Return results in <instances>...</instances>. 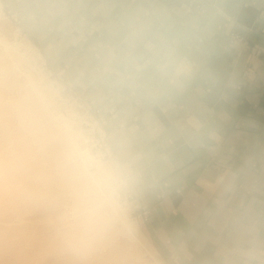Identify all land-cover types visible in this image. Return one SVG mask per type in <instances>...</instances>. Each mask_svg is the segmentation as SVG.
I'll list each match as a JSON object with an SVG mask.
<instances>
[{"label": "crops", "instance_id": "0c3cea01", "mask_svg": "<svg viewBox=\"0 0 264 264\" xmlns=\"http://www.w3.org/2000/svg\"><path fill=\"white\" fill-rule=\"evenodd\" d=\"M2 1L20 15L37 3L70 6L45 27L22 15L17 27L64 86L112 114L109 158L128 162L140 175L131 206L136 213L149 210L137 220L145 240L171 264H219L220 250L231 242L227 210L250 198L242 184L222 211L221 182L252 156L264 181V0H205L207 27L202 17L182 11L186 0ZM134 9L146 19L156 10L167 13L152 23L175 36L190 65L183 91L148 75L137 87L112 86L111 71L130 43L127 14ZM135 45L144 48L148 41ZM197 130L200 140L194 142ZM257 199L264 207V194ZM166 240L186 244L174 253Z\"/></svg>", "mask_w": 264, "mask_h": 264}, {"label": "clouds", "instance_id": "9594fccd", "mask_svg": "<svg viewBox=\"0 0 264 264\" xmlns=\"http://www.w3.org/2000/svg\"><path fill=\"white\" fill-rule=\"evenodd\" d=\"M69 10L70 6L66 4L44 2L25 7L21 15L33 26L42 28L63 18ZM193 14L202 17L203 27L211 23V18L203 15L200 9L194 8ZM127 15L133 31L128 48L111 71L112 86L121 90L137 87V82L148 75L175 91H183L190 79V65L179 52L175 36L159 32L152 23L164 21L167 13L156 10L146 19L141 9H134ZM137 39L147 40L148 45L137 47ZM138 66H143L146 72L137 71ZM148 95L151 98L155 93L149 91ZM191 139L199 142V130ZM37 142L36 131L22 121L13 154L9 156L5 149L0 158V175L6 176L9 169L13 171L21 202L53 205L54 197L29 180V153ZM257 163V157H249L241 169L228 174L221 182L219 201L222 211L227 209L242 184L247 185L250 198L227 210L225 225L231 242L220 250L219 264H264V207L257 199L259 194H264V181L256 175ZM62 168V180L70 191V198L57 211L68 254L78 255L89 250L100 236L117 224L129 233L135 230L128 214L141 178L128 162L69 146ZM166 243L175 253L183 250L186 241L173 243L166 240Z\"/></svg>", "mask_w": 264, "mask_h": 264}, {"label": "rangeland", "instance_id": "374dc122", "mask_svg": "<svg viewBox=\"0 0 264 264\" xmlns=\"http://www.w3.org/2000/svg\"><path fill=\"white\" fill-rule=\"evenodd\" d=\"M181 9L187 13L194 11L183 6ZM21 18L18 11L0 0V158L5 149L9 156L13 154L20 123L30 124L38 142L29 153V180L49 192L55 203L21 202L13 171L9 169L6 176L0 175V264H171L165 255L155 251L139 229L138 214L147 217L149 210L136 213L132 206L128 218L135 225L133 232L117 224L89 250L78 255L65 251L57 211L70 198L62 180L65 151L71 146L109 158L108 124L112 114L64 86L62 76L52 72L41 51L17 27ZM6 41L16 47L8 49ZM73 95L90 105L97 118L95 110H101L107 120V145L98 132L86 125L81 111L65 104L72 102ZM62 120L70 123V130Z\"/></svg>", "mask_w": 264, "mask_h": 264}, {"label": "built area", "instance_id": "2783aa9c", "mask_svg": "<svg viewBox=\"0 0 264 264\" xmlns=\"http://www.w3.org/2000/svg\"><path fill=\"white\" fill-rule=\"evenodd\" d=\"M182 6L185 7L187 11H193L194 8H198L201 11L205 10L204 0H186V1H183ZM65 104H67V106L72 105L73 109H77V111H81L79 112V114L81 115V118L84 121H86V125L91 126L93 131L98 132L99 138L103 142H106V145H107L108 132L104 128V126L107 123V120L105 119V117L102 116L101 110L99 108L95 110L96 113H98V118H97L90 110L92 109V107L84 103L82 99H80L79 97H76L73 95L72 102H70V104L68 103H65Z\"/></svg>", "mask_w": 264, "mask_h": 264}, {"label": "bare ground", "instance_id": "6f19581e", "mask_svg": "<svg viewBox=\"0 0 264 264\" xmlns=\"http://www.w3.org/2000/svg\"><path fill=\"white\" fill-rule=\"evenodd\" d=\"M4 42V41H2ZM5 46L10 49V47H16V45L13 43V42H9V41H6L5 43ZM19 51V50H18ZM62 124L66 127L67 130H70L71 129V125L68 121L66 120H62Z\"/></svg>", "mask_w": 264, "mask_h": 264}]
</instances>
